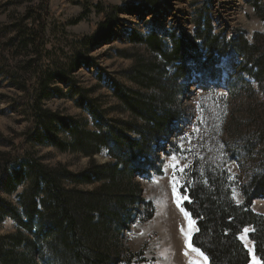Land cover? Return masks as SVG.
Returning a JSON list of instances; mask_svg holds the SVG:
<instances>
[{"label":"rangeland","instance_id":"374dc122","mask_svg":"<svg viewBox=\"0 0 264 264\" xmlns=\"http://www.w3.org/2000/svg\"><path fill=\"white\" fill-rule=\"evenodd\" d=\"M149 1L0 0V152H11L23 141L22 137L32 124L29 106L36 77L29 64L35 54L11 42L16 35L14 26L20 21L29 28L39 25L38 18L35 21V12L46 7L49 16L42 66L57 71L68 60L71 62L77 57L88 58L89 62L83 60L85 63L69 74L68 83L52 84L61 95L54 93L46 99L43 102L45 108L80 125L86 122V130L92 132L95 121H92L87 106L92 102L102 117L118 130L126 127L122 123L145 129L144 119L140 120L136 114L127 111L115 95L117 84L139 99L140 104H148L159 112L170 111L172 117V133L163 138L158 151L156 167L162 174H153L149 179L136 177L141 186V198L155 208L154 218L143 221L146 217L143 204L137 203L127 210L131 214V224L129 231L120 235L121 260H128L132 254V264H140V256L147 263L154 260L150 264H209L200 250L192 251L187 246L189 218L194 220L185 210L187 200L181 201L173 193V174L176 190L182 194L181 188L186 193L194 185L190 176L192 169H198L200 179L205 177L204 184L207 170H224L229 174L227 189L231 198L237 204L245 201L239 182L243 171L238 153L243 140L250 136L249 131L257 132L258 122H264V81L257 83L254 77L244 73V67L252 70L254 67L247 64L242 50L246 44L252 47L258 40L260 43L264 41V0H155L146 7ZM87 4L90 5L89 13L73 25L84 16ZM96 4H101L104 9L117 7L120 10L119 23L111 41L93 45L88 53L83 54L82 39L95 36L98 23L103 19L93 8ZM130 6L149 8L151 13L143 12L142 19H138L133 13H126ZM152 34L163 39L161 51L137 43L133 37L147 40ZM202 34L210 35L213 42L217 41L213 56L206 37L200 36ZM172 38L188 39L187 44L194 40L197 46L186 49L184 73L180 72L183 62H169L165 57L174 48ZM226 62L227 68L224 66ZM142 66H155L153 77L159 82L148 86L136 82V71L142 70ZM159 72L163 74L161 79ZM129 134L136 139L134 133ZM259 146L254 147L253 158L261 152L264 155V145ZM33 150L45 166L53 169L65 167L76 175L88 170L93 160L97 165L114 162L106 153L88 158L81 153H60L48 146H35ZM149 155L155 158L152 153ZM145 173L149 174L151 170L148 168ZM101 185H83L78 190L93 192ZM2 197L19 210L16 197ZM253 211L264 216V198L254 199ZM194 223L191 243L196 248L193 238L197 226ZM18 232L25 231L13 219L0 224L1 236ZM248 237L249 233H244L241 241L250 254V264H261ZM38 262L42 264L40 260Z\"/></svg>","mask_w":264,"mask_h":264},{"label":"trees","instance_id":"16d2710c","mask_svg":"<svg viewBox=\"0 0 264 264\" xmlns=\"http://www.w3.org/2000/svg\"><path fill=\"white\" fill-rule=\"evenodd\" d=\"M154 1L147 2L146 7ZM89 7V4L85 5L84 16L73 25L86 17ZM146 7L130 6L125 11L142 19L143 12L151 13V9ZM93 8L103 19L98 23L95 36L82 39L83 54L88 53L93 45L111 41L119 23L120 10L117 7L104 9L101 4H96ZM41 9L39 13L35 12V21L39 20V25L29 28L20 21L19 25L14 26L16 35L11 39L21 49L35 54L29 66L35 74L36 84L29 106L30 129L22 137L23 141L13 147V152H0V224L6 219H13L25 231L9 236L0 235V264H38V260L42 264H132V254L128 260H121L120 235L129 231L131 214L127 210L131 206L137 203L145 206L146 217L143 221L154 218L155 208L151 202L141 198V186L136 177L149 179L153 174H162L156 163L163 138L172 133L170 111L159 112L148 104H140L139 99L117 84L115 95L127 111L136 114L140 120L144 119L147 125L145 129L122 123L126 127L118 130L102 117L92 102L87 104L92 121H95L92 132L86 130V122L80 125L45 108L43 102L46 99H50L54 93L61 95L60 90L53 88L52 84L68 83L69 74L85 61L89 62V59L77 57L71 62L68 60L57 71L42 66L49 13L46 7ZM200 36L206 37L212 55L217 49V41L213 42L210 35ZM135 38L137 43L146 44L151 49L161 51L163 47V39L157 34H152L147 40ZM172 39L174 48L165 56L169 62L182 63L187 56L186 49L197 48L194 40H189L187 44L188 39ZM261 41L263 43L258 40L252 47L246 44L242 50L247 64L256 71L254 73L252 69L244 67V73L254 77L257 83L264 81V41ZM184 63L182 73L185 72ZM154 71L155 66H142V70L136 71L138 76L135 81L147 86L155 85L159 81L154 80ZM159 73L161 79L163 74ZM238 77L241 75L238 74ZM245 87L249 88L248 85ZM257 126V132L249 131L250 136L243 140L238 153L243 171L239 178L245 199L242 204L235 203L229 195V174L224 170H207L205 185V177L200 179L198 169H192L190 176L194 185L186 193L181 188L182 195L187 197L185 210L197 226L193 243L210 264H250L249 252L240 240L244 229L248 228L252 229L249 238L254 244L255 253L264 264V216L253 211L254 199L264 198L263 152L253 158L254 147L264 145L263 120ZM119 128L122 129V126ZM129 132L134 133L136 139H132ZM35 146H48L60 153H81L88 158L106 153L114 162L97 165L93 160L88 170L76 175L65 167L53 169L45 166L37 158L33 150ZM150 153L155 155L154 159ZM148 168L151 170L149 174L145 173ZM95 184H102L101 188L93 192L78 190L80 186ZM22 188H25L24 191L19 193ZM2 195L16 197L19 210ZM138 263L150 264L154 260L147 263L140 256Z\"/></svg>","mask_w":264,"mask_h":264},{"label":"snow or ice","instance_id":"6c2138e0","mask_svg":"<svg viewBox=\"0 0 264 264\" xmlns=\"http://www.w3.org/2000/svg\"><path fill=\"white\" fill-rule=\"evenodd\" d=\"M173 159H175V157H173ZM173 167L175 168L176 165L174 164ZM180 171H183V169H180ZM173 193H174V195L179 196V198H180L181 201L184 200V199H187V197L181 195V194H180L179 192H177V190H176V177H175V174H173ZM178 203H179V201H178ZM185 216L188 217V213H187V212H185ZM188 228H189V232L186 233V239H187V241H188L187 246H188L192 251H199L198 249L194 248V247L192 246V243H191V233H192V230H194V228H195V223H194V221H192L190 218H189ZM181 231L183 232L184 229L182 228ZM247 232H248V229H244V233H247ZM201 255H203V254L201 253ZM205 259H206V258H205Z\"/></svg>","mask_w":264,"mask_h":264},{"label":"bare ground","instance_id":"6f19581e","mask_svg":"<svg viewBox=\"0 0 264 264\" xmlns=\"http://www.w3.org/2000/svg\"><path fill=\"white\" fill-rule=\"evenodd\" d=\"M224 66H225V68H227V62L225 63V65H224Z\"/></svg>","mask_w":264,"mask_h":264}]
</instances>
